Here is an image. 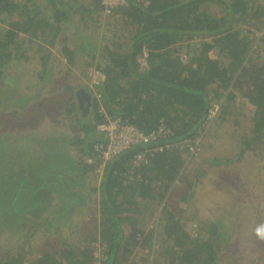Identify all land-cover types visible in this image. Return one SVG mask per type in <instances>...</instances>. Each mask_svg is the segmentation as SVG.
<instances>
[{
    "label": "trees",
    "instance_id": "16d2710c",
    "mask_svg": "<svg viewBox=\"0 0 264 264\" xmlns=\"http://www.w3.org/2000/svg\"><path fill=\"white\" fill-rule=\"evenodd\" d=\"M43 1L45 4L41 0H0V21L6 25L0 23V80L8 74L2 67L11 60L32 59L23 47L25 42L46 52L41 59L39 89L47 87L44 82L55 69L50 64L52 58L62 63L66 60V71H59L60 79L64 76L63 91L56 99L61 102L52 109L72 125L76 87L83 83L71 82V77L79 56L86 59L87 68L93 66L104 76L100 84L91 87L93 114L82 123L88 133L100 131L90 154L96 153L94 144L104 139L100 123L109 116H121L144 130L165 121L173 134L153 144L189 139L200 147L194 156L207 147L203 139L212 122L221 126L234 120L239 124L243 118L247 126L239 137V155H232L236 159L249 151L264 155V0H150L148 4L127 0L111 12L105 11L101 0ZM103 15L108 17L104 31ZM97 34L102 42L94 39ZM56 44L61 46L59 55L51 49ZM145 51L147 64L142 65L140 56ZM9 89L13 88L0 90V95ZM36 94L26 92L13 107H26ZM214 102L220 103L218 119L211 118L208 111ZM3 103L0 96V105ZM101 104L105 111L100 110ZM26 112L30 114L27 107ZM17 113L14 109V116ZM7 136L0 135V157L9 144ZM188 148L183 144L147 153L138 165L133 164L135 154L146 146L124 151L106 163L100 179L96 176L101 180L99 215H95V226L81 234L78 242L61 241L29 262L21 251L8 253L0 258V264H218L231 240L228 230L232 225L224 215L209 222L199 219V234H193L184 211L201 175L207 173L205 167L221 165L224 158L202 157L193 174ZM233 159L230 154L226 157L227 162ZM11 167L8 160L0 168V177ZM22 170V174L10 173L18 190L9 196L13 203L9 197H0L1 220L8 213L13 216L11 221L33 213L39 216L32 227L36 230L46 222H41L43 212L54 199L68 207L61 205L53 216L47 211L46 219H72L77 214L71 204L83 199L77 175L62 174L55 165L31 174L36 180L41 177L37 174H42L47 180L41 192L44 198L37 200L20 192L26 174ZM9 180L0 181V193ZM39 205L41 210L35 209ZM239 224L235 228L242 231L243 224Z\"/></svg>",
    "mask_w": 264,
    "mask_h": 264
},
{
    "label": "rangeland",
    "instance_id": "374dc122",
    "mask_svg": "<svg viewBox=\"0 0 264 264\" xmlns=\"http://www.w3.org/2000/svg\"><path fill=\"white\" fill-rule=\"evenodd\" d=\"M41 3L45 4V1L41 0ZM107 19V16H102L101 21L103 31ZM107 33L109 34L111 32L108 31ZM94 39L98 41V39L100 40L103 38L97 34ZM102 41L103 40H100L99 42ZM23 47L25 49L28 48L27 53L32 56V59H29L28 61L25 59L20 61L14 59L11 60L12 62L10 64H6L2 67V69L8 70V74H4L3 78L0 80L2 82L0 83V90H6L9 87L13 89H9L8 92L0 95L2 101H4V103L0 105V135L7 131L9 132L11 128L17 130L16 136L24 135L25 132L23 129L28 122V120L25 119L26 116L29 118L31 117L32 119H30V121L33 123L42 122L44 132H50L48 128H53V126L50 125L51 115L46 114L43 118V112L47 111V108L46 110L44 109V104L42 102L48 99L41 101L38 94H36L34 100H32L36 103L31 107L29 115L22 113L23 110L26 111V107L14 108L13 106H9V103L17 102L19 97L26 92L35 94L37 86H40L41 84L39 71L42 70V54H45L46 52L37 51V46L35 44H23ZM52 50L60 53L61 46H54ZM85 60L86 59H83L79 68H76L79 70V73L75 71L71 77V82L75 83L82 80V77H78L77 75H82L85 77L84 79L87 78L88 80L90 72L94 68L93 66L87 68L84 64ZM63 61L64 63L60 62V60L54 61L52 58L50 63L55 69L44 82L47 87L42 92L44 97L50 95V101L52 99L57 100L56 98L59 97L63 91V84L61 81H64V76L60 79L61 75L59 73L60 70H63V72L66 71L65 64L67 65V61ZM57 63H59V65H57ZM83 69H86L84 74H82ZM9 74H12V77H9ZM240 93L239 97L242 98ZM57 101H60V99ZM218 104L220 105V103ZM238 106L244 108L246 111L253 110L247 106ZM13 108L18 109L16 116H14ZM38 118H40L39 121ZM215 119H218V114H216ZM66 123L70 126L69 119H66ZM66 123L63 124L66 125ZM212 124L213 126L210 128L211 130L208 131L205 139H203L207 147L203 149L199 155L191 158V169H189V171L194 174V166H198L199 160L206 155L212 157L219 156L224 159L221 165L206 166L207 173L201 175L195 185V193L189 200V203L191 204L187 210L184 211V215L187 218L188 228L190 232L196 234L199 219L207 218L205 221L209 222L210 219L213 220L223 217L224 215L225 221L234 227L232 228L230 226V229L228 230L230 232L231 240L228 246L224 249V256L218 264H264V240H260L256 236V229L264 227V155L259 152L255 153L254 151H249L240 159H236V157L233 156L236 154L239 155V137L245 131L247 126V121L243 120V118L239 124H236L234 120L230 122L227 121L221 126H218L217 122H212ZM54 129L56 128L54 127ZM8 138L9 142H11L8 144L7 148L3 147L2 157L0 158L3 166H5V163L8 164V160L11 161L12 158L15 157L14 153L19 150V146L22 144L21 138L15 143L11 140V137ZM16 138L18 139L19 137ZM23 141L26 140L24 139ZM11 143L14 144L12 145ZM228 154L234 158L233 161L227 162L226 157ZM20 159H17L16 163H18ZM24 160L26 161V159ZM12 161L14 162L15 160ZM20 164L21 163H18L17 165ZM2 165L0 164V168H2ZM7 170L8 169H4L2 172L4 176L0 177L2 184L10 179L7 185L1 186V198H7L13 194L14 191L16 192L18 190L16 180L14 178L11 179L12 176H10V170ZM37 176L41 177L36 180L31 174H25L22 181L23 188L19 190L20 192L29 194L37 200H42L44 195L41 192L43 191L42 188H44V184L47 180L42 177V174H37ZM96 180L99 181V179ZM8 199L13 203L12 197H9ZM63 202L61 200V202L50 207L49 211H54L51 212L52 216L57 214L55 211L59 206L64 204ZM183 205L185 206V203L182 202L181 206ZM63 206L65 208L68 207L65 204ZM41 207L42 206L39 205L35 207V209L38 208L41 210ZM29 215L30 216L28 217L11 221L13 216L8 213V217H5L3 220L0 219V258L6 256L8 253L17 254L21 251L25 255V262H29L31 259L36 258L39 253H42L43 250H47L48 247H54L56 244L55 240L57 237H60L61 233H58V230H56L57 225L46 226L45 224H48L51 221L53 224H58V219H46L49 213L44 211L41 222H46H43V226L34 230L32 229L35 224L34 220H37L39 216H36L33 213H30ZM94 215L95 214L93 213L92 217ZM5 220L8 223H6ZM21 221L23 222L21 223ZM238 221L240 223L239 225L243 224L242 231H240L239 228H235ZM93 222L94 218H91L90 222L87 221L89 224L88 226L92 227L94 225ZM74 224H77V222L75 221ZM91 227L87 229H91ZM79 228L80 227H78L76 235H79V231L82 229L80 228L79 230ZM59 229L60 232H62L60 227ZM73 231V229H67L62 236L65 238H71L69 235H71ZM97 245H99V243H97Z\"/></svg>",
    "mask_w": 264,
    "mask_h": 264
},
{
    "label": "crops",
    "instance_id": "0c3cea01",
    "mask_svg": "<svg viewBox=\"0 0 264 264\" xmlns=\"http://www.w3.org/2000/svg\"><path fill=\"white\" fill-rule=\"evenodd\" d=\"M0 23L3 24V26H6L5 22L0 21ZM2 31L3 30L0 29V36L3 34ZM23 34L25 35L27 33H23ZM24 44L30 45L31 43L27 42ZM46 45L48 46V44ZM55 46H57V44ZM53 47L51 49H53ZM56 53L58 54L59 52ZM82 61H83V57L79 56L78 63L75 67L77 73H79L78 72L79 70H77L76 68H79V65H81ZM82 71H81L82 74L86 72L84 70ZM93 71L94 70H91L90 75H92ZM77 76L82 77V80L79 82L83 83V86L78 85L76 87L77 102H76L75 110H73L71 116L73 122L72 125L69 124L70 126H68V124L66 123V117L63 118V115H58L56 110L52 109L55 106L59 105L61 101H56L55 99H52L50 101V97H49L50 95L44 97L42 95L44 89H39V87H37L35 92L38 94L39 99L41 101L48 99L42 102L44 104V109L46 110L47 108V111L43 112V118L44 116H46V114L51 115L50 125L53 126V128L52 127L48 128L50 132H44L42 127V122L33 123L32 121H30V119L32 118L26 116L25 119L28 120V122L25 125L26 127L23 129L25 132L24 135L16 136L17 130L16 129L14 130L11 127L9 132L8 131L6 132V135H8L7 137H11V140L14 143L18 142L20 138L22 140L21 141L22 144L21 146H19V150L14 153L15 157L12 158V160L15 161L13 162L12 160L11 161L9 160L12 163V167L9 169L10 173L13 172L17 174L18 173L22 174V172L24 171L22 169H25L26 174H36L40 170L41 171L43 169L48 170L50 167L55 165V167L58 170H62L61 172L62 174H67V176H69L68 174H75L80 178L81 182L79 183L78 188L82 191L81 195L83 196V199H85V201L87 202L83 204L82 201L84 200L82 199L81 201H77V202L75 201L71 203L73 205L72 208L75 209V212L77 211V214L75 213L72 219L71 217L60 218L58 220L57 218H55V220L58 221L57 222L58 224H53L52 221L49 222L48 224L47 223L45 224L49 226L57 225L56 230H58V233H61V235L60 237H57V239L55 240L56 244H58L61 241H69L71 243L78 242L80 239L79 237L82 236L81 234H85V232L90 231L95 226L96 223L95 215L97 214L99 215V209H100V197H99V191L97 189L100 187L101 180L99 181L96 180V176L100 179L104 171L102 172V174L100 173L101 175H97L99 173H96L95 170L96 166L87 161L88 156L92 155L89 153V150L91 149L92 146V142L99 137L100 131L96 129L95 131H91L90 133H88L86 131L85 125H82L84 121L88 122V119H90L88 118V116L92 117L94 94L92 93V88L88 83L90 81L89 78L87 80V78L84 79L85 77H83L82 75H77ZM15 103H9V106H14ZM35 103H36L35 101H30L26 106L27 109L30 111L31 107L35 105ZM25 112H26L25 110L22 111V113ZM79 118L82 119L81 123L77 122ZM39 119L40 118H38V121ZM41 121H42V117H41ZM63 123H66L67 126L64 125ZM54 127L56 129H54ZM35 131L38 134H36ZM16 137L19 138L17 139ZM24 139L26 141H23ZM19 156L21 159L19 158ZM17 159H20L18 162L21 163L20 165H17L18 164L16 163ZM24 159H26V161ZM53 173L55 174V171ZM81 174L82 175L88 174L89 176L85 177L82 176ZM51 179H52L51 177H49L48 179L49 186L52 185V182H50ZM76 181L77 180H75V182ZM69 185L70 184H68L67 186ZM58 202H61V200L54 199V201L50 202V205L48 206L49 208H47L45 211H49L50 207H52L54 204H57ZM93 213L95 215L92 217ZM91 218H94V222H93L94 225L92 227L88 226L89 224L87 223V221L90 222ZM75 221L77 222V224H74ZM43 225L44 223H42L40 227ZM58 226L61 228L62 232H60ZM78 227L82 229L80 230L79 228L80 233L79 235H76ZM89 227H91V229H87ZM73 228L76 229V231L74 230L73 233L69 235V237L71 238H65L62 236L67 229H73Z\"/></svg>",
    "mask_w": 264,
    "mask_h": 264
},
{
    "label": "built area",
    "instance_id": "2783aa9c",
    "mask_svg": "<svg viewBox=\"0 0 264 264\" xmlns=\"http://www.w3.org/2000/svg\"><path fill=\"white\" fill-rule=\"evenodd\" d=\"M143 1L144 4H148L150 0H136ZM106 12H111L115 7L126 4L127 0H101ZM148 52L145 51L140 56V62L142 65L147 64ZM104 79L103 74L99 70H94L92 73L91 81L89 85L93 88L97 84H100ZM95 94L100 97V92L95 91ZM220 105L214 102L209 108L211 118H214L219 112ZM100 110L105 111L103 105H100ZM99 129L104 133V139L94 144L93 149L96 153L88 156L87 161L96 166V173L102 174L106 163L113 158L118 157L124 151H127L135 145L146 146L144 151L135 154L133 164L138 165L142 160L147 158V153H155L156 151L166 150L169 148L179 147L185 145L188 148L191 155H196L200 151V147L192 143L189 139H183L181 141H163L153 144L161 138H168L173 134V130L169 127L165 121H160L159 125L152 130H144L138 125L124 121L121 116L108 117V120L100 123ZM198 140V139H197ZM199 141V140H198Z\"/></svg>",
    "mask_w": 264,
    "mask_h": 264
},
{
    "label": "clouds",
    "instance_id": "9594fccd",
    "mask_svg": "<svg viewBox=\"0 0 264 264\" xmlns=\"http://www.w3.org/2000/svg\"><path fill=\"white\" fill-rule=\"evenodd\" d=\"M201 153V152H200ZM188 156L190 157H194V154L191 155V153L188 151ZM256 236L260 239V240H264V227L262 228H257L256 229Z\"/></svg>",
    "mask_w": 264,
    "mask_h": 264
}]
</instances>
